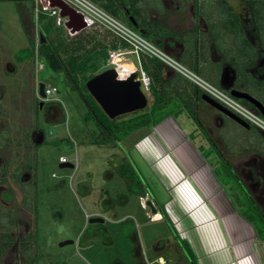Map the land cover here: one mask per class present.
<instances>
[{
	"label": "rangeland",
	"instance_id": "374dc122",
	"mask_svg": "<svg viewBox=\"0 0 264 264\" xmlns=\"http://www.w3.org/2000/svg\"><path fill=\"white\" fill-rule=\"evenodd\" d=\"M89 1L110 14L96 0ZM135 1L140 9H147L148 18L168 24L171 35L185 48H194L195 37L183 33L191 24L187 15L181 26L176 22L177 17L181 22L188 0ZM215 1L194 0L196 15L204 17L202 9L207 7L208 17L220 25L218 12L225 1L245 24L251 21L249 6L241 0ZM31 4L35 9V0H0V243L2 235L11 242L1 264H26L29 255L36 264H192L178 249L168 224L190 246L196 264H264V239H257L245 218L255 217L257 228L263 230L264 224L241 198L229 166L194 121L182 113L150 129L135 130L119 143L107 137L88 118L87 106L64 72L42 59L41 46L61 42L74 55L102 47L108 50L113 41L122 49L127 47L103 26L70 24L66 13L59 19H42L34 10L32 20ZM211 12L215 16L210 17ZM174 26L180 29L177 33ZM23 30L32 41L33 56L24 50L28 42ZM261 34L264 38V31ZM66 56L60 54L62 59ZM123 57L137 66L134 56ZM107 58L108 52L105 59L97 60L96 70L84 75L110 68ZM168 70L173 76L174 71ZM39 83L57 89L41 107ZM147 96L148 108L152 97ZM213 110L201 105L200 122L211 130L232 164L243 159L247 148V153L258 145L263 148L260 130L247 131L230 119L220 128L215 119L218 112ZM103 136L105 140L97 143ZM61 156L74 167L61 168ZM147 200L163 206L166 219L159 221V214H151ZM92 217L104 222L90 223Z\"/></svg>",
	"mask_w": 264,
	"mask_h": 264
},
{
	"label": "trees",
	"instance_id": "16d2710c",
	"mask_svg": "<svg viewBox=\"0 0 264 264\" xmlns=\"http://www.w3.org/2000/svg\"><path fill=\"white\" fill-rule=\"evenodd\" d=\"M123 1H126L124 3ZM249 6L250 12L253 15V18L257 24V28L262 32L264 31V0H241ZM96 2L102 6L107 12L111 15L117 17L122 22L126 23L129 27L137 31L143 37L153 42L159 48L169 50L170 47L169 41L165 40L167 37H173L171 35L172 29L163 21L153 20L148 18L147 9H140L135 0H96ZM224 5L226 3L223 2ZM146 8V7H145ZM28 14L31 19H34V6L31 4L28 9ZM40 18L44 19L45 17L42 15ZM222 22L223 27H225L226 31L233 34V37L241 36V29L237 24V20L234 14L231 13V8L227 6H223L222 10ZM259 24V26H258ZM238 26V27H237ZM51 29V23L44 25V32L49 33ZM164 30V31H162ZM164 32V33H161ZM239 32V33H238ZM236 33V34H235ZM238 33V36H237ZM260 36H263L262 34ZM229 38V36L227 35ZM242 40L240 43L243 44V51L245 54L249 53L247 48L249 47V43L245 40L244 35L242 34ZM225 39V37H222ZM264 40V38H262ZM239 40V39H238ZM120 41V40H119ZM32 43V41H30ZM121 42V41H120ZM82 44V42H78ZM264 45V41H263ZM61 42H58L57 45H42V59L46 61V63L53 69H61L65 76L70 81L71 85L76 88L85 105L88 108L87 116L90 119H93L99 127V130L109 136L116 143L122 141L121 139L128 135L129 133L141 129L147 128L150 129L152 126L158 125L161 121H163L167 117L176 118L182 113H186V115L194 121L198 127V130H201V124L198 117V110L201 105H204V102L201 100L202 91L195 85L190 82L186 78H184L179 73L174 72L173 76H169L168 67L165 66L160 60L154 57L143 56L141 58V67L147 73L150 78V86H149V94L152 97V102L150 103L148 108L144 110L133 112L131 117L128 119H114L112 121L100 110L99 106L93 100L91 95L87 92L86 88L82 86L85 82L91 78V76H85L84 74L89 70L97 69V60L105 59L107 57V48L102 47L99 50L92 49L88 51L85 55L72 54L71 50L66 46H63ZM172 46V45H171ZM246 46H248L246 48ZM62 47V48H61ZM110 49L117 48L118 44L113 41L110 46ZM122 47H126L123 43ZM26 49V50H25ZM28 54L33 56L32 45L29 48H25ZM79 49V47H78ZM76 52V51H75ZM186 52V51H185ZM66 54L65 58H61L60 54ZM186 55V53H184ZM184 54L178 56V61L185 64L192 70L195 71L196 74L204 76L202 72L197 71L196 64L194 60H190ZM98 57V59H97ZM187 57V58H186ZM105 61V60H104ZM193 62V63H192ZM171 73V72H170ZM83 88V89H82ZM171 92H174L173 95H167ZM148 97V96H147ZM203 131V130H202ZM203 133V132H202ZM120 135L119 137H117ZM204 135V134H203ZM106 137H101L96 139V142H103ZM201 153V152H200ZM148 194L149 191H146ZM154 206L157 207L159 213L162 217L166 218L167 214L163 208V206H157L154 201H152ZM248 207H251L256 214V218L258 217L260 220L258 213L255 211L254 207L251 204H248ZM245 218V217H244ZM246 221H248L254 229L255 236L258 240L264 239V231L261 228H257V224L255 221V217H246ZM264 224V221H262ZM264 226V225H263ZM171 231L174 233L176 240L178 241L180 249L187 254L189 261L192 264H196L193 261L194 255L193 252L186 241L179 238L178 234L169 224ZM7 239H6V238ZM4 243L0 244V264L1 258L5 253V250L11 244L10 238L4 235ZM6 239V240H5ZM9 239V240H8ZM36 259L34 257L31 258L29 255L26 264H36Z\"/></svg>",
	"mask_w": 264,
	"mask_h": 264
},
{
	"label": "flooded vegetation",
	"instance_id": "af4514ba",
	"mask_svg": "<svg viewBox=\"0 0 264 264\" xmlns=\"http://www.w3.org/2000/svg\"><path fill=\"white\" fill-rule=\"evenodd\" d=\"M164 1L165 0H162L163 3ZM215 2H217V0ZM165 5L166 4L163 5L164 9L167 8V7L165 8ZM206 8L207 7L202 9V14L205 13L204 17H202V15L197 16L194 0H188V2L184 5L183 9L181 10V13L183 14L181 22L179 23V19H181V17L176 18V22L179 26L183 24L184 22L183 17L186 15L188 17L187 19L191 22L188 31L187 30L186 31L182 30V31L183 33L187 32L195 37L194 48H192L191 50L197 58H201L205 60L204 62L205 67L201 69L197 68L196 70L204 74V76L202 75L200 76L203 77L207 82L215 85L222 92L229 95L230 97H232L242 105L246 106L247 108L251 109L257 115H259L264 119L259 109L255 105H253L249 100L241 97H235L232 95V91H236L242 94H247L264 107V45H263L264 40L259 34V30L257 28V24L253 18V15L251 14V12H249V16H251L250 17L251 21L248 24H245V22H243V20L240 19L238 15L235 14L237 24L241 29L240 32L241 36L234 38L233 37L234 33L231 34L230 32L226 31L225 27H223L224 25L223 22H221L220 25H217L215 20L212 19L213 22L211 21V19L208 17L210 11H207ZM174 10L176 12V9ZM62 13H66V15H68L69 20L71 21L70 24L79 25L81 23L80 16L76 14L73 10L63 6ZM218 13L222 14V12H218ZM231 13H232V9H231ZM213 15L215 16V14L211 12L210 17ZM197 18L198 21H196ZM173 28H174V33H177L176 30H178L179 27L174 26ZM23 34L28 42V45L25 44L23 45V47L24 49L29 48L30 41L28 40L27 32L23 30ZM40 34H42V32H40L39 35ZM242 34L244 35L245 40L249 43V47L246 46V48L248 47L247 50L249 51V53L247 54L244 53L243 44L240 43V40H242L243 38ZM227 35L229 36V38L227 37ZM174 37L175 36L167 37L165 40H171V39L174 40V43L171 44L172 46L169 45L170 47L168 48H170L171 52H173L177 56L179 53L177 52L178 46L180 45L181 48L183 46H181V44ZM222 37H225V39H223ZM49 46H51V44ZM187 48L189 49V47ZM202 94H206V93L202 91ZM201 100L204 102V105L218 112V113L215 112L216 113L215 119L216 122L218 121L216 125L218 126L222 125L220 126V128L223 127V125H225L224 120L230 119L231 121L235 122L226 114L218 111L217 109L207 104L202 98ZM198 117H199V113H198ZM199 121H201L200 118ZM246 123L249 125V127H244L236 122L238 126L245 128L247 131L249 130L251 131L252 127L254 126L248 122ZM200 124L202 129L199 131L203 132L206 141L212 145L219 159L225 162V164L229 166L230 170L232 171L236 179V182L238 183V187L240 190L239 193L241 195V198L245 199L244 201H246V203L248 202L247 204H251L254 207L255 211L258 213L261 220L264 221V209L262 207L264 206V144L262 145L263 148H260V145H258L254 149L250 148L249 149L251 151L250 153H247L248 148L245 151H242V153H244L241 155L243 159L237 162L236 164H232L228 160L227 155L219 147V144L216 142L215 138L213 137L211 130L206 128L202 124V122H200ZM262 134L264 135L263 132ZM220 136L222 138V135ZM155 208L159 213L158 211L159 209L157 207ZM145 213L146 212H144V214ZM145 217L149 218V216L147 217L146 214ZM161 218L164 219V217L162 216ZM173 236L175 237V235ZM2 237L4 238V235H2ZM3 238H1V240L3 241L1 242L2 244L5 242ZM9 247L11 246L9 245ZM9 247H7L6 250ZM179 248L180 247L178 244V249Z\"/></svg>",
	"mask_w": 264,
	"mask_h": 264
},
{
	"label": "built area",
	"instance_id": "2783aa9c",
	"mask_svg": "<svg viewBox=\"0 0 264 264\" xmlns=\"http://www.w3.org/2000/svg\"><path fill=\"white\" fill-rule=\"evenodd\" d=\"M68 7L78 14L81 18L82 27H97L103 26L110 33H112L118 40L126 45L127 48L122 49L120 47L109 49L107 58V65L116 69L115 58H124V55H132L135 58L137 66L130 59H126L130 64L134 65V68L130 70L127 75L131 73L138 74V81L140 83L141 90L149 95L150 78L147 73L141 67V58L143 56L154 57L160 60L165 66L172 69L174 72L179 73L184 78L194 83L203 92L208 94L211 98L224 105L227 109L235 113L244 121L250 123L258 130L264 133V119L257 115L254 111L237 102L229 95L222 92L215 85L207 82L203 77L196 74L184 64L179 62L171 54L167 53L164 49L159 48L153 42L149 41L137 31L127 26L125 23L106 13L100 7L95 5L89 0H35L36 14H42L43 16L53 18L65 16L62 14L61 6ZM67 17V16H66ZM70 21V20H69ZM68 20L64 22L65 26L69 25ZM68 27V26H67ZM42 65V64H41ZM39 69H43L41 66ZM45 98L48 100L49 96L57 92L54 87H44ZM60 162H67L66 159L61 156ZM55 176V173L52 174ZM144 207V204L141 203Z\"/></svg>",
	"mask_w": 264,
	"mask_h": 264
},
{
	"label": "water",
	"instance_id": "95a60500",
	"mask_svg": "<svg viewBox=\"0 0 264 264\" xmlns=\"http://www.w3.org/2000/svg\"><path fill=\"white\" fill-rule=\"evenodd\" d=\"M39 41L40 43L45 42L42 34H40ZM44 87L45 85L43 83L38 84L37 94L41 99L39 107L42 106L45 98ZM85 88L96 104L100 107L102 112L111 120H114L122 115L144 110L148 106L149 100L147 95L141 90L137 73L121 75L114 67H110L89 78L85 82ZM232 95L249 100L259 109L260 113L264 117V107L255 99L247 94H242L236 91H232ZM201 98L207 104L226 114L238 124L244 127H249V125L242 118L222 106L220 103L214 101L208 95L202 94ZM60 167L73 168L74 165L69 162H61ZM146 204L150 208L151 213H157V210L151 200H147ZM89 222L99 223L104 222V219L101 217H92L89 219ZM70 242V240L63 241L60 245Z\"/></svg>",
	"mask_w": 264,
	"mask_h": 264
},
{
	"label": "crops",
	"instance_id": "0c3cea01",
	"mask_svg": "<svg viewBox=\"0 0 264 264\" xmlns=\"http://www.w3.org/2000/svg\"><path fill=\"white\" fill-rule=\"evenodd\" d=\"M22 31V30H21ZM181 44V46H183L182 48L180 47V45H179V47L180 48H177V52H179L178 53V55L176 56H173L172 54V56L174 57V58H178V56H180V55H182V54H184V53H186V55L185 56H187L188 58H191L190 60H193V59H195L194 60V63L193 64H196V68H203V67H205V65H204V62H205V60L204 59H201V58H197L196 56H195V54L192 52V50L190 49H188L187 47L185 48V46L183 45V43H180ZM167 50V49H166ZM186 51V52H185ZM176 53V52H175ZM186 57V58H187ZM196 57V58H195ZM178 60V59H177ZM183 64V63H182ZM185 65V64H184ZM186 66V65H185ZM186 67H188V66H186ZM189 68V67H188ZM190 69V68H189ZM139 205V204H138ZM140 208V207H139ZM141 209V208H140ZM141 210H143L144 211V209H141ZM156 214H159V213H156ZM160 215V214H159ZM160 219H162L161 217L158 219V220H160ZM158 220H153V222L154 221H158ZM211 239V238H210ZM208 240L207 242H209V244L211 245V240ZM184 240V239H183Z\"/></svg>",
	"mask_w": 264,
	"mask_h": 264
},
{
	"label": "bare ground",
	"instance_id": "6f19581e",
	"mask_svg": "<svg viewBox=\"0 0 264 264\" xmlns=\"http://www.w3.org/2000/svg\"><path fill=\"white\" fill-rule=\"evenodd\" d=\"M122 59V60H120ZM120 60V61H119ZM119 61V62H118ZM115 64L117 65L116 71L121 75H127L134 68L133 64H130L126 59L116 57ZM161 128V127H160ZM155 148V147H154ZM186 160V159H185Z\"/></svg>",
	"mask_w": 264,
	"mask_h": 264
},
{
	"label": "clouds",
	"instance_id": "9594fccd",
	"mask_svg": "<svg viewBox=\"0 0 264 264\" xmlns=\"http://www.w3.org/2000/svg\"><path fill=\"white\" fill-rule=\"evenodd\" d=\"M213 99V98H212ZM214 100V99H213ZM216 101V100H215ZM235 114V113H234ZM141 203V202H140ZM141 207H142V209H146V207H143L142 205H141ZM148 207V206H147ZM149 208V207H148ZM158 213V212H157ZM160 214V213H159ZM160 216H161V214H160Z\"/></svg>",
	"mask_w": 264,
	"mask_h": 264
}]
</instances>
